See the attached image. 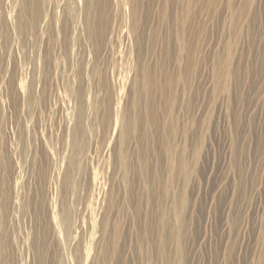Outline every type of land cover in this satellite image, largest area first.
<instances>
[{
  "label": "rangeland",
  "instance_id": "374dc122",
  "mask_svg": "<svg viewBox=\"0 0 264 264\" xmlns=\"http://www.w3.org/2000/svg\"><path fill=\"white\" fill-rule=\"evenodd\" d=\"M0 264H264V0H0Z\"/></svg>",
  "mask_w": 264,
  "mask_h": 264
},
{
  "label": "bare ground",
  "instance_id": "6f19581e",
  "mask_svg": "<svg viewBox=\"0 0 264 264\" xmlns=\"http://www.w3.org/2000/svg\"><path fill=\"white\" fill-rule=\"evenodd\" d=\"M122 1V0H121ZM117 3H119V2H117ZM121 4V3H120ZM124 19H125V17H124ZM129 19H130V17H129ZM131 21L130 20H127V23H130ZM133 24V23H132ZM130 65V64H129ZM119 67V66H118ZM123 67V66H122ZM129 67V66H128ZM126 68H127V66H126ZM125 71H126V69H125ZM119 78V77H118ZM120 88V87H119ZM116 91V90H115ZM120 92V91H119ZM67 112H68V116H69V120L70 121H72V120H74V119H76V117H78V116H80V112H79V110H78V108L75 106V105H72V104H70V106L68 107V110H67ZM116 121L118 122V123H121V118H120V116L118 115V119H116ZM68 128H69V132H68V135H69V138H70V141H69V143H72L73 142V138H74V127L72 128L71 126H70V124H69V126H68ZM61 213H62V211H61Z\"/></svg>",
  "mask_w": 264,
  "mask_h": 264
}]
</instances>
